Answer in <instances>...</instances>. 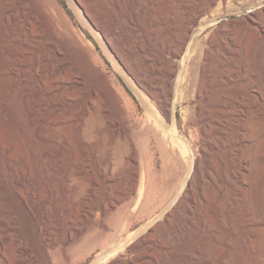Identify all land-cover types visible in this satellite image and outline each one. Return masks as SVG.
<instances>
[{
    "label": "rangeland",
    "instance_id": "obj_1",
    "mask_svg": "<svg viewBox=\"0 0 264 264\" xmlns=\"http://www.w3.org/2000/svg\"><path fill=\"white\" fill-rule=\"evenodd\" d=\"M82 1L89 7L91 20L75 0L34 1L27 11L28 15L45 12L51 18L61 52L52 46L35 47L27 59L32 66L38 57L48 56L46 73L56 66L57 73L67 79V92L81 94L73 100V107L84 108L91 99L95 102L94 114L87 124L88 131L97 135L94 161H101L103 155H99L106 147L114 155L116 150L124 157L128 152V172L118 173L112 184L116 189L122 183H128L129 190L134 179V157L129 144V151L124 146V133L119 138L123 141L122 145L121 142L119 145L115 141L117 135L112 143L109 132L99 136L96 132L97 129H104L102 114L114 121L124 122L137 153L138 182L134 193L128 194V200L119 204L121 208L111 209L110 215L112 212L117 217L120 214L119 221L114 215H103L102 203L108 184L99 186L90 205L94 206L98 222L104 224L107 231L94 229L93 232L90 229L88 233L86 228L78 239L73 240L77 241L76 244L73 241L60 244L49 259L43 257L37 248L40 259L36 264H92L104 250L124 244L123 238L138 231H150L154 247L148 250L149 258L136 261V264H264V103L246 90L251 84L264 93V0H190L188 5L192 11L189 13L178 5L177 0ZM28 2L31 1L22 0L18 8ZM259 8H263V12L254 13ZM199 10L201 13L190 30L194 40L189 52L176 57L177 63L184 62L183 74H191L192 81L182 80L180 91L171 97L167 93L165 74L172 66V59L163 49L169 42H178L187 35L185 24ZM137 34L138 41L135 40ZM2 54L0 50V141L4 142L6 137L3 132L8 129H16L23 135L32 129L21 119L28 109L26 112L19 102V83L4 70ZM145 54L149 56L148 60H144ZM161 54L164 62L159 58ZM152 63H160L155 65L158 70L153 69ZM200 66L205 67L207 77L202 94H199L195 84L197 75L191 71ZM143 71L148 74L143 75ZM223 72H232L231 80L219 81L218 76ZM33 75L28 73L29 78ZM37 79L39 81L40 78ZM45 82L50 83L49 79ZM172 82L176 83L175 77ZM234 93L246 97L243 96L238 103L224 106L223 96L233 97ZM62 95L45 96L44 99L49 103L61 99ZM55 109L49 103L44 112L57 113ZM240 127L243 132H238ZM244 131L253 138L249 139L250 135L246 134L248 138L245 137L242 149L237 152V138L242 137ZM63 132L68 137L75 136L74 129L66 128ZM180 138L190 144L187 152L175 143ZM169 143L174 145L175 150ZM159 146L166 151V157L162 156ZM77 147L75 142L69 145L63 157L64 164L74 156L79 157ZM119 155V158L123 157ZM255 156V159L252 158ZM240 158L246 160L248 172L242 179L239 192V188L235 190L227 182L238 185L231 175L238 170ZM195 161L196 169L179 203L154 227L145 230L152 220L163 216L179 198ZM252 173L255 182L250 175ZM1 179L0 175V191L4 199L20 201L11 186ZM99 179L104 181L101 173ZM82 183L81 196L88 188L87 181ZM16 209L23 217L30 239L38 246L39 222L27 215L23 203H19ZM112 217L116 219L114 222ZM116 221L120 225H114ZM56 223L61 226H56L60 234L63 224L59 220ZM160 224L162 229L153 232ZM176 226H181L184 233L182 239L175 241ZM116 229H119L118 232ZM108 235L112 237L108 239ZM123 244L118 251L126 262L124 264L138 260L137 255L127 253ZM222 248L223 261L217 255Z\"/></svg>",
    "mask_w": 264,
    "mask_h": 264
},
{
    "label": "bare ground",
    "instance_id": "obj_2",
    "mask_svg": "<svg viewBox=\"0 0 264 264\" xmlns=\"http://www.w3.org/2000/svg\"><path fill=\"white\" fill-rule=\"evenodd\" d=\"M21 1L22 0H0V50H2L3 52L2 56L4 55V59H5L4 62L1 63H3V65L5 66L4 67L5 69L4 68L3 69L9 72L10 75L17 80L15 82L19 83V84L17 83L19 86L18 93L20 94L19 102H21L20 104H22L24 109H26V112L28 109V112L23 117L21 116L22 117L21 119L29 124L32 131L30 133L24 132L26 134L23 135L22 132L20 133L19 131H16V129L15 130L8 129L5 132H3V134L6 137V140L4 142L0 141V175L2 178L1 180L3 183L9 184L12 190L14 191V194H16L20 198V201H15L13 199L6 200L4 199V194L0 191V264H36L40 259V256L36 251L37 248L40 250V253L43 255V257L49 259L50 255L53 256L52 253L55 251L57 247L60 246V244L65 242L70 243L73 240L78 239V237L82 234V232L86 228H88V230L85 232L88 233H90L89 232L90 229H93V232L94 229H100L103 232L107 231V227L104 224H100L98 222L97 217L99 216H96V213L93 208L94 206L92 207L90 205L91 199L96 195V190L99 186H101L103 183L108 184L106 186L105 198H103L104 200L102 203V213L104 216L108 217L111 214V209L113 207L121 208V205L119 204L125 203L128 200V194L134 193L138 182V178L136 176L139 171L137 165L136 149L133 145L132 140L128 137V133L126 132V126L124 125V122L114 121L108 115L105 114H102L104 129L103 130L97 129L96 132L98 136L104 132H109L112 135L111 136L112 143L117 141L118 144L119 142H121V145L123 141L119 138H121L122 137L121 134L124 133L123 135V139L125 141L124 146H126L125 148L128 149V144H129V147L134 157V165L132 167V169L134 170V179L132 182V187L128 190V183H122L123 185L114 189L113 188L114 184H112V181L115 180L118 173L120 175L122 171L127 170L126 172H128V152L125 157L124 155L121 154L123 157L119 158L118 157L119 154L116 152L117 150L115 151V153L118 155L115 154L116 155L115 156L113 152H111L110 150L108 151L107 147L105 149L102 148L105 154L104 153L100 154L98 152V154H100L99 157L103 155L101 157L102 159L100 158L101 161L100 160L99 162L94 161V157H96V153H97L96 152L97 150L95 149L94 146L97 135H95L93 132L88 131L87 124L89 119L92 118L94 114L93 106L95 102L91 99L86 102L85 104L86 106L84 108L73 107L74 101L77 99L76 96L78 95L81 96V94L80 93L74 94L67 92L68 91V87L66 86L67 79L66 77L63 76V74L57 73L56 66H53L51 70L48 71V73H46V66H47L46 62L48 61L47 55L38 57L37 60H35V62L33 63V65L30 66L27 58L29 55H31L35 47L52 46L59 53L61 52V50L58 47L59 38L56 35V27L53 25L51 18L45 12L39 13L38 15L37 14L32 16L28 15L27 12L28 9H30V6L34 4V1L36 0H30L31 1L30 3L28 2L20 6V8H18V5L21 3ZM75 1L81 8L82 12L86 15V17L91 20L92 16L88 10L89 7L85 5L82 0H75ZM177 1H178V5L180 4L179 6H181V8L185 12L189 13L190 11H192V8H190L188 5L190 0H177ZM261 9L260 8L255 9L254 13L257 14L262 13L263 8ZM131 12L132 11H130V13ZM200 13L201 10L197 11L193 15V17L189 18V20L186 22L185 25H186L187 35L180 38L178 42L175 41L169 42V44L165 46V49H163L166 50L167 54L171 57L170 59H172V61L170 60L172 66L170 67L168 73L165 71L166 72L165 79L167 81V88H168L167 93L171 97H175L177 93L180 91L181 88L179 87L182 80L185 79L187 81H192V79H190L189 77L191 76V74L189 76L183 74V71L185 70L184 62L177 63L176 57L183 54H188L191 42L194 40L190 30L193 22L196 20V18L199 16ZM170 30L169 31L167 30L168 31L167 33H170ZM140 32H138V34ZM138 34L136 39L134 37L135 40H137ZM245 42L247 41L245 40ZM143 50L146 51L147 49L145 50L144 48ZM155 52H152V54L153 53L155 54ZM244 57L246 58L247 55L243 56V58ZM142 58L141 60L144 61L145 59L149 58V56L144 58V60ZM159 58L160 60H163V62L165 61V58L163 57L162 54L161 56H159ZM248 59H249V55H248ZM152 60L154 61L153 57ZM165 63H167V61ZM153 64L154 63H152V65ZM155 65H153V69L158 66ZM162 66L164 67V65ZM144 71H143V75L146 73ZM147 71L149 70L147 69ZM191 71L193 72V74L196 73L197 75V77L195 78V84L197 85L199 94H202L204 84L206 83L207 80L206 69L205 67L200 66L197 68H192ZM28 73L34 74L33 75L34 77L32 76L29 78ZM146 74H148V72ZM232 76H233L232 72H223L218 76V80L221 82L229 81L231 80ZM144 77H142V79H144ZM174 77L176 83L172 82V78L174 79ZM37 78H40L39 81ZM46 79L47 81L49 79L50 82L49 84H51L52 82L50 86L49 84H47L48 82H45ZM145 79L146 81H148L147 77ZM143 84L147 85L146 82H144ZM45 85H48V87ZM246 90L252 92L255 95L253 96L255 99H260L264 103V93L258 91L254 85L249 84ZM59 93L63 94L61 99H57V100L54 99L52 102L49 101V103H51L57 109L58 112L57 113L44 112V109L49 105V103L45 101L44 97L45 96L52 97L53 95ZM243 96L245 95L240 93H234L233 97L223 96L224 99L222 101V104L224 106H228L233 103H238V101H240L239 99L244 98ZM66 104L68 106H66ZM79 114H81L80 117H78ZM5 119H9V118H5ZM90 122L92 121L90 120ZM91 126H93V124ZM66 128L74 129L75 136L73 137L66 136V133L63 132ZM92 129L94 128L92 127ZM237 129L238 132L241 131L243 132L242 127ZM252 131L255 132V130ZM246 134L247 131H244L243 136L237 138L238 139L236 143V145L238 146L237 152H239L242 149L243 143L245 142V137L250 135L247 134L246 136ZM254 134H256V132ZM116 135L118 136L117 140H115ZM103 136H106V134ZM5 137L3 136V138ZM251 137L253 138V136L250 135L249 139H251ZM113 140L115 141L113 142ZM72 142H75L78 145L77 153L79 154L77 155H79V157L74 156L72 157V159L67 161L68 163L64 164L63 157L66 151L68 150L69 145H71ZM175 143L181 145L184 152H187L191 148L187 140L185 141L182 138H180L178 141H175ZM169 145L173 150H175L174 145L172 143H169ZM158 149H160L159 151H161L162 156L164 157L167 156L166 151L162 149L161 146H159ZM238 155L239 154H236V156ZM252 158L255 159L256 156ZM196 163L197 162L195 161L194 164L192 165V170L189 173V176L184 183L183 192L181 193L179 198L172 204L170 209L164 212L163 216L152 220L148 224L147 229L145 230H149L152 227H154V225L157 222H159L166 215H168L170 211L179 203L184 191L188 187L193 171L194 169H196ZM254 170L256 169L254 168ZM247 172L248 170H247L246 160H242V158L238 159V170L232 172L231 175L235 179L238 185L230 184V182H227V184L230 185L235 190L239 188L238 191L240 192L243 184L242 179L247 175ZM99 173H101V175L104 178L103 182H101L99 179ZM253 173L250 174L252 175V179L255 176L254 175L255 173L254 174ZM84 181H87L88 188L86 189L84 195L81 196V193H83L81 191L82 190L81 183ZM254 182H255V178H254ZM140 192H141V188L138 191V194H140ZM19 203H23L24 206L27 208V215L33 216V218L39 222L37 226L38 242H39L38 246H36L34 242L30 239V236L27 232V228L23 224V217L21 216L20 212L16 209ZM80 207L81 209H79ZM118 209L116 212H118ZM121 212L122 211H120V213ZM112 215L116 216L113 212ZM118 217H120V214L118 215ZM56 220H59L63 224V228H62L63 230L61 231L60 234H58L57 233L58 231L56 230V226L58 224L56 223ZM115 220L116 219L114 218L113 222ZM109 224H110V220H109ZM113 224L120 225L119 222L117 221L116 223ZM113 228H115V226H113ZM160 229H162L161 224L158 225L153 230V232L155 231L159 232ZM118 230L116 229L117 232ZM149 232L150 231L147 232L138 231L133 235H129L123 238L122 241L124 242V244L123 243L118 244L119 246L120 244L121 246L123 244L124 247L128 250V252L126 251L127 253L137 255L138 260L128 262V264H136L135 263L136 261L149 258L148 250L154 247L152 234ZM183 233H184L183 228L181 226L178 227L176 226L175 236L173 237V239H175V241L182 239ZM95 235H97V233ZM112 236L108 235L109 237L108 239H110ZM115 238L118 237L116 236ZM76 242L74 243L76 244ZM224 244L225 243H223V245ZM119 246H115L111 249L109 248L106 251L104 250V252H102V255L99 257V259L93 262L92 264L126 263L122 258V256L119 254L118 251ZM104 248L106 249V246ZM211 249L213 250V248ZM223 251L224 250L222 248L219 252H217L218 258L220 260L223 258ZM122 252L125 251L123 250ZM97 254H99V252ZM54 255L57 256L55 253Z\"/></svg>",
    "mask_w": 264,
    "mask_h": 264
}]
</instances>
